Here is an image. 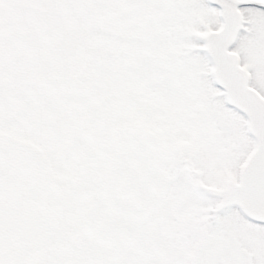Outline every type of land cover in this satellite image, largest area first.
<instances>
[{"label":"snow or ice","instance_id":"obj_1","mask_svg":"<svg viewBox=\"0 0 264 264\" xmlns=\"http://www.w3.org/2000/svg\"><path fill=\"white\" fill-rule=\"evenodd\" d=\"M0 264H264V0H0Z\"/></svg>","mask_w":264,"mask_h":264}]
</instances>
